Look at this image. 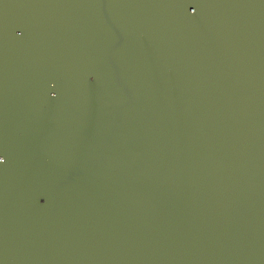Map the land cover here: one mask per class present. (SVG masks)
Here are the masks:
<instances>
[{
  "label": "water",
  "instance_id": "obj_1",
  "mask_svg": "<svg viewBox=\"0 0 264 264\" xmlns=\"http://www.w3.org/2000/svg\"><path fill=\"white\" fill-rule=\"evenodd\" d=\"M0 264H264V0H0Z\"/></svg>",
  "mask_w": 264,
  "mask_h": 264
}]
</instances>
